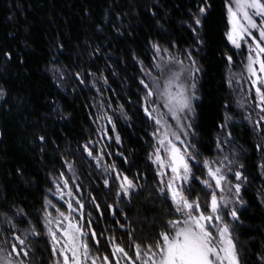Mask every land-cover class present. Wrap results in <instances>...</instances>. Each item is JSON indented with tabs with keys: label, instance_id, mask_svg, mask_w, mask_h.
<instances>
[{
	"label": "trees",
	"instance_id": "trees-1",
	"mask_svg": "<svg viewBox=\"0 0 264 264\" xmlns=\"http://www.w3.org/2000/svg\"><path fill=\"white\" fill-rule=\"evenodd\" d=\"M89 2L0 0V90L5 93L0 99V191L5 186V202L13 216L17 209L27 214L15 216L16 221L24 220L18 228L24 231L30 221L41 232L29 238L43 264L52 261L51 244L44 234L46 195L41 187L55 188L54 177L65 175L78 198L96 215L90 225L98 221L108 239L128 250L148 236L153 238L149 244H154L167 221L176 219L170 215L171 200L157 191L159 181L149 160L152 130L140 81L146 82L143 69H149L155 59L153 44L184 57L191 53L204 65L210 61L205 28L211 7L198 28L199 40L188 27L190 12L197 10L199 0H127L125 13L111 30L95 26ZM5 53H11V59ZM119 75L124 83L120 93L110 82ZM203 92L207 96V90ZM205 104L197 105L198 143L213 140L216 144L217 135L212 133L217 118ZM105 129L110 140L105 141ZM246 131L254 161L252 178L243 171L247 187L242 198L246 207L251 199L256 210L253 227L259 240L249 246L257 249L264 242V168L259 171L264 145L256 144L257 139ZM85 145L93 156H88ZM112 164L116 170L106 172L105 166ZM118 172L142 186L130 198L117 195ZM152 196L158 205L153 225L145 213ZM0 228L12 235L13 230L1 222Z\"/></svg>",
	"mask_w": 264,
	"mask_h": 264
},
{
	"label": "snow or ice",
	"instance_id": "snow-or-ice-1",
	"mask_svg": "<svg viewBox=\"0 0 264 264\" xmlns=\"http://www.w3.org/2000/svg\"><path fill=\"white\" fill-rule=\"evenodd\" d=\"M226 6L229 25V30L225 34L227 40L239 49L242 42L247 43V38H251L252 44L249 47L246 71L255 87L257 107L261 113H264V0H226ZM210 7L208 0H199L197 10L190 12L188 27L198 40V28L202 25ZM257 18H259V22ZM254 32L259 33L258 37L254 35ZM199 42L203 43L202 40ZM153 47L157 55L162 51H168L162 49L158 44H153ZM4 55L11 59V53ZM188 59L191 61L188 69H184L183 60L172 56H169L166 65H157L162 70L166 68L169 73L159 92V98L163 101V106L167 108L171 119L176 121L177 127L181 130L185 128L182 122L183 118L188 112L194 111L192 102L198 99L194 73L199 69L195 67L191 53H188ZM231 59L229 56V62ZM185 71L189 72L188 77H185ZM77 76L79 78V74ZM159 79L157 77L155 81L157 87H160ZM186 79H190L191 83L186 84ZM80 82L84 83L83 79ZM104 82L107 83V80L105 79ZM140 83L148 89L145 96L147 103V98L156 95V93L143 80ZM4 95L3 90H0V99H3ZM145 112L149 117L152 116V112L147 107ZM261 121H264V115H260L256 123L259 124ZM156 124L161 125L164 132L158 137L157 145L154 146L153 153L149 155V160L158 166L157 175L161 177L159 181L161 186L157 191L160 196L171 200L174 212L179 214L178 218L167 221L166 228L159 232V238L154 244L143 246L134 242V258L113 238L110 255L115 259H110L109 255L98 254L99 240L96 238V232L91 230L89 234L85 231L84 225L72 216L75 209L70 201L67 202V213L56 208L54 216L52 212L46 210L51 205V201L46 199L43 217L44 234L50 240L52 257H56L52 264H121V257L127 261V264H137V262L139 264H241L240 252L233 236L234 227L225 219V215H227L233 221L239 220L237 209L232 207L226 213L224 210L229 208L230 203L233 205L243 204L239 194L242 182L246 181L247 177L240 170L233 171V160L229 156L214 160H198L200 153L194 144L181 140L180 135L176 131H171V126L162 122L161 119L156 118ZM186 127L190 128L191 124ZM221 127H225V125H221ZM184 135L186 136L187 132H184ZM228 136L230 137L231 133H228ZM173 137L184 147H178L173 141ZM39 139L44 141L45 137L40 136ZM116 141L117 143L120 141L118 135ZM227 142V140L221 142L218 139L217 149L222 151V143ZM85 151L88 156H93V152L88 149L87 145H85ZM162 152L165 155L162 156ZM191 162L203 164V168L206 170L205 178L194 176ZM97 163L99 164V158H97ZM69 167L71 168V166ZM239 167L242 169L244 165L241 164ZM260 167L264 168V164ZM166 169H170L171 175L167 180H164L163 177L168 175ZM115 170V164L105 166L106 172ZM229 174L234 175L235 181L241 183L234 184L229 178ZM115 179L120 181L118 196L122 194L124 197L130 198L139 187H142L137 185L134 177L130 178L123 173L118 172ZM193 179L203 185L210 197L204 202L203 209L199 195L192 198L191 183ZM104 185L105 187L109 186L107 179L104 180ZM64 187H68L67 180H64ZM57 190L60 191L59 184H57ZM68 195H72L70 189ZM60 198L63 199V195ZM76 203L80 209H83V204H80L78 200ZM97 207L99 206L97 205ZM0 214L5 217V222L13 230L12 236L16 241V243H12L7 238L0 240V264H33L35 245L29 240V237H39L41 232L29 221V227L21 235L15 234L19 231L18 224L24 223L23 219L16 221L15 216L27 215L22 209H17L12 217H9L6 212ZM129 235L131 236V233ZM89 239L95 242V251L90 246ZM3 245H8V247L5 248ZM38 264H43V261H38Z\"/></svg>",
	"mask_w": 264,
	"mask_h": 264
},
{
	"label": "rangeland",
	"instance_id": "rangeland-1",
	"mask_svg": "<svg viewBox=\"0 0 264 264\" xmlns=\"http://www.w3.org/2000/svg\"><path fill=\"white\" fill-rule=\"evenodd\" d=\"M127 0H90V8L92 10V21L95 23V26H103L105 28H110V30L114 27V22L120 18L122 14L125 13V5ZM211 9H210V20L208 27L206 26V44H208V52L206 53L207 58H210L209 63L204 65L200 59V61H196L192 56L191 59L195 61V67L199 69V71L194 73V78L196 82V96L198 99L193 100V109L194 111L188 112L186 116L183 118V124L185 128L181 130L177 127L176 121L171 119L170 114L168 113L167 108L163 106V101L159 98V92L162 90V86L165 83L166 77L169 75L166 68L162 70V68L157 67V65H166L169 59V56L175 57L176 59L183 60L184 69H188L191 61L187 56L176 55L171 51L161 52L157 55L156 50L154 53L155 59L152 62L151 67L144 68L145 80L146 84L150 85L151 89L156 93L151 97H148V102L144 101L145 108L147 107L149 111L152 112V116L148 118L150 119L151 124V144H150V154L154 151V146L157 145L158 137L162 135L164 132V128L161 125L156 124V118L162 120V122L170 125L171 131H176L181 140L185 141V143H191L196 146L199 150L200 156L198 160L203 159H218L223 156H229L230 159L233 160V171L240 170L245 171L249 177L252 178L251 173V164L254 161L252 154H250L251 145L250 137L247 133V129L252 133L253 138L257 139L256 144L264 145V121H261L259 124L256 122L259 120L260 115H264V113L260 112V109L257 107V99L255 94V87L251 83V79H249L248 73L246 71L247 57L249 55V47L252 44L251 38H247L248 42L243 43L241 48H235L226 38V32L229 30L228 19H227V6L224 0H209ZM259 22V18H257ZM254 35L258 37L259 33L254 32ZM209 55V56H208ZM231 57V62H229L228 57ZM224 59V61H222ZM224 64V65H223ZM179 67V66H175ZM223 70V71H222ZM185 77L189 76V72L185 71ZM159 77V85L155 83L156 78ZM113 88L120 93L121 92V84H124L122 79L119 76H113L112 80H110ZM231 82V83H230ZM186 84H190L191 80L186 79ZM102 84H105L102 82ZM202 84V86L200 85ZM220 84L223 86L220 87ZM145 89L144 98L148 89ZM200 89V90H199ZM204 89L207 90V96L204 95ZM210 92V95L208 93ZM219 93L223 96V100L219 101L217 99ZM215 95V96H214ZM220 96V95H219ZM201 99V100H200ZM200 102L204 105L206 103L211 110L209 113L213 112V119L217 118V126L214 127L215 132H211L214 136H216V144L211 143L204 145V143H198V139H200V134L198 130L195 132V124L196 122V113H197V105ZM199 105V108H200ZM198 108V114H199ZM155 109V111H152ZM207 111V110H206ZM227 118V119H226ZM223 123V124H222ZM188 124H191V127H186ZM225 125V127H221L220 125ZM218 127V128H217ZM247 128V129H246ZM184 132H187V135H184ZM106 140H110V137L107 135V129H105ZM216 133V134H215ZM218 133V134H217ZM228 133H231V136H228ZM103 134V133H102ZM155 134V135H154ZM202 134V133H201ZM212 135V137H213ZM206 138V137H205ZM259 140L261 141H258ZM173 141L177 144L178 147L183 148L184 145H181L179 141H176L175 138H172ZM221 142L227 140V143H222V151L217 149V140ZM202 140V139H201ZM263 141V142H262ZM255 144V143H254ZM213 154H215L213 156ZM250 154V155H249ZM161 155H165L163 152ZM249 155V156H248ZM213 156V157H212ZM248 157V158H247ZM264 160V156L262 157ZM193 166L194 176L200 177L201 179L205 178L206 170L203 168L202 163L191 162ZM152 166L154 167V171L157 175L158 166L151 161ZM243 164L244 167L241 169L239 166ZM168 175L163 177L164 180L168 179V176L171 175L170 169L165 170ZM259 171H263L262 168H259ZM264 173V172H261ZM60 177L56 179L53 178L54 184L53 189L49 190L44 188L43 185L41 187V193L44 198V208H45V200L51 201V205L46 209L48 212H52L53 215H56V208H59L60 211L67 213L68 212V204L67 202H71L73 205V209L75 211L72 212V216L79 220V222L84 225L85 231L91 232L94 230L96 232V238L99 240V255H109L110 259H115L111 257L110 253L112 251V241L108 239L107 236L104 235L103 230L98 225V221L93 225L88 226L90 223L91 217L96 218V215L93 213L90 206L85 202L81 201L76 193L74 192L72 186L68 182V187H64V180H67V177ZM1 178V176H0ZM158 181L161 180V177L157 175ZM229 178L233 181V183H241L239 181H235L234 175L229 174ZM1 180V179H0ZM68 181V180H67ZM250 182V180H248ZM159 183V182H158ZM246 182H242L241 192L239 194L240 199L243 200L242 190L246 188ZM57 184L60 185V191L57 190ZM159 186H161L159 184ZM69 189L72 192V195H68ZM192 189V198H195L199 195L201 200V207L203 209L204 202L209 200V195L207 191L203 188V185L199 183L198 180L193 179L191 183ZM61 195H63V199H61ZM6 189L5 186H2L0 191V213H7L9 217L13 216L12 209L6 204ZM249 197V196H248ZM154 197L148 199V207L145 208V213L149 218V224L153 225L154 220H156L158 205ZM235 199V196H233ZM79 201L80 204H83V209L79 208L76 201ZM249 203V204H248ZM248 206L246 207L245 202L243 204H229V208L225 209V213L229 211L232 207L237 209V213L240 219V213L243 216V222L240 220L233 221L230 216L225 215L226 221H228L234 227L233 236L235 237V243L240 252L241 264H264V242H260L261 247L256 249V247L249 246V242H254L258 239L254 232L255 228L253 227L254 222L257 221L255 219V207L253 206L252 200L248 199ZM55 206V207H53ZM170 215L174 218H178L179 214L174 212L173 206L170 207ZM82 217V218H81ZM0 222L4 227H8V224L5 222V217L0 214ZM5 224V225H4ZM242 230H246V234L244 237L242 236ZM24 231L20 230L16 233L21 235ZM241 233V236L239 235ZM7 238L10 242L16 243L12 235L6 234L0 228V240ZM30 240V238H29ZM49 240V238H48ZM153 240L152 236H148L145 238H140V244L146 246ZM50 241V240H49ZM90 246L93 247L95 251V242L92 239L88 240ZM123 246L126 251L129 252L130 256L134 258L135 256V248L134 250H128L125 245L117 242ZM51 244V243H50ZM5 248L8 245H3ZM36 254L33 257V264H38L36 259ZM27 259V258H25ZM56 257H52L51 261L53 262ZM121 264H127V261L124 258H120ZM52 264V263H51ZM139 264V262H137Z\"/></svg>",
	"mask_w": 264,
	"mask_h": 264
}]
</instances>
